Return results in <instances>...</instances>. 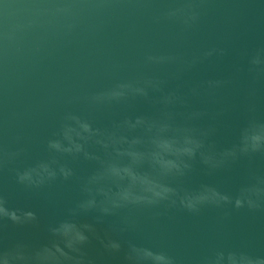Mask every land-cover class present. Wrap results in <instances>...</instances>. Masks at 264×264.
<instances>
[{"label":"water","instance_id":"water-1","mask_svg":"<svg viewBox=\"0 0 264 264\" xmlns=\"http://www.w3.org/2000/svg\"><path fill=\"white\" fill-rule=\"evenodd\" d=\"M0 264H264V0H0Z\"/></svg>","mask_w":264,"mask_h":264}]
</instances>
